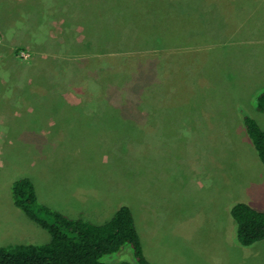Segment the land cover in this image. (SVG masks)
Instances as JSON below:
<instances>
[{
	"label": "rangeland",
	"instance_id": "374dc122",
	"mask_svg": "<svg viewBox=\"0 0 264 264\" xmlns=\"http://www.w3.org/2000/svg\"><path fill=\"white\" fill-rule=\"evenodd\" d=\"M159 4L0 0V247L49 240L13 205L10 185L27 177L71 218L102 223L127 204L152 264H264V240L240 246L229 214L235 202L264 210L240 116L264 130L248 98L264 88V0ZM77 13L119 14L118 39L89 55Z\"/></svg>",
	"mask_w": 264,
	"mask_h": 264
},
{
	"label": "trees",
	"instance_id": "16d2710c",
	"mask_svg": "<svg viewBox=\"0 0 264 264\" xmlns=\"http://www.w3.org/2000/svg\"><path fill=\"white\" fill-rule=\"evenodd\" d=\"M159 1L156 0L158 4ZM154 6L160 7V4L156 6L154 3ZM115 24H112V27L119 30L120 27ZM93 25H84L85 30L80 35H89L90 31L97 32L99 38L102 35L100 40L103 46L113 40L108 27L103 28L100 33L101 30L95 28L99 26ZM134 30L137 34H141L138 33L140 31L138 28ZM145 40L153 41L147 37ZM76 45L79 48L85 47L81 44ZM88 45L90 43L86 44ZM71 50L79 54L74 47H71ZM97 52L102 53L99 50ZM91 54L93 53L89 55ZM87 88L96 90L92 84ZM254 97L256 111L264 113V88ZM99 100L102 104L103 100L101 98ZM240 116L245 134L264 170V130L252 116L248 114H240ZM10 194L13 205L46 231L49 240L44 244L21 243L0 247V264H113L104 261V258L117 256L125 251V248L131 250L132 261L124 260L119 264H152L145 257L133 212L127 204H120L102 223H94L83 217L71 218L41 204L30 178L20 177L15 180L10 185ZM229 209L230 217L235 223V240L240 246L250 247L264 240V210L255 209L245 202H235Z\"/></svg>",
	"mask_w": 264,
	"mask_h": 264
},
{
	"label": "crops",
	"instance_id": "0c3cea01",
	"mask_svg": "<svg viewBox=\"0 0 264 264\" xmlns=\"http://www.w3.org/2000/svg\"><path fill=\"white\" fill-rule=\"evenodd\" d=\"M116 8L117 9H119V5H117L116 4ZM92 12V11H91ZM79 13H77L76 14V18H80L81 20H79V22H82V24L81 25H83L82 27H83V31H82V34H83V32H84V30H85V26L84 25H88V24H92L93 25V23H94V25L93 26H99V27H95L96 28V30H101V32L100 33H102V30H103V24H105V26H107L108 27V31H111V35L113 36V40L111 41V42H109L108 44H105L106 46L107 45H113L114 44V42H115V39H118V36H117V33H118V28L116 29H114L113 27H112V24L114 25V22H113V20H114V17H118L119 16V14L118 15H115V16H112L111 15V17H110V19L109 18H104V16H102V14L101 15H98L97 13H89V15H86V16H81V15H78ZM70 16L72 17V19H71V21H73V20H75L74 19V17H73V15L72 14H70ZM89 16V18L88 19H86L87 17ZM86 19V20H83V19ZM112 19V20H111ZM109 20H111V21H109ZM105 21H106V23H105ZM74 22V25H76L77 23H75V21H73ZM92 22V23H91ZM66 26L64 27V29L65 30H67V31H69V32H71L70 30H69V28H68V26L67 25H71V24H65ZM115 26H117L118 27V24L116 23L115 24ZM110 29V30H109ZM74 32V31H73ZM78 33V32H77ZM81 33V32H80ZM80 33H79V35H80ZM96 35V39H98V40H100V38H102V35L100 36V38H99V35H97V33L95 34ZM73 35H70L69 37H67V35H65V39H72L73 40V38H75V36H73ZM90 35H86V36H84L83 37V35H82V39H80L79 41H80V43L79 44H81L82 46H85L86 48H90V49H95L93 52V54H96V53H99V52H97L98 51V49H100V48H102V47H105V46H103V44H102V42H101V40L99 41V42H97V43H94V40H95V37L93 38V39H91L90 37H89ZM139 39H142V37L141 36H137ZM153 38V37H152ZM152 38H150V39H152ZM152 41V40H151ZM88 43H90V45H88V46H86V44H88ZM100 52H102V51H100ZM250 76H252V77H256L257 79H255L254 78V80L253 79H251L250 81H249V83H251V81L253 80V82H255V81H257L258 80V78H260L261 77V75H260V73L259 72H256V73H252L251 72V74H250ZM248 82V81H247ZM256 91H258V90H256ZM254 94H256V93H254ZM246 96H248V95H246ZM253 96H255V95H253V94H249V96H248V98H249V101H251L252 100V97ZM248 98H247V100H248ZM242 99H243V97H242ZM225 108H227V110L229 111V112H231L230 111V106H226L225 104L223 105ZM74 107H79L78 105H74ZM212 108V107H211ZM213 108L215 109L216 107H214L213 106ZM196 109H201L199 106H197V108ZM221 109V111H223V109L222 108H220ZM79 110L81 111V108L79 107ZM210 110H212V109H208V113H209V111ZM228 118V117H227ZM255 119V118H254ZM256 120V119H255ZM257 121V120H256ZM214 125V124H213ZM141 242H142V240H141Z\"/></svg>",
	"mask_w": 264,
	"mask_h": 264
},
{
	"label": "built area",
	"instance_id": "2783aa9c",
	"mask_svg": "<svg viewBox=\"0 0 264 264\" xmlns=\"http://www.w3.org/2000/svg\"><path fill=\"white\" fill-rule=\"evenodd\" d=\"M24 58H27L26 56H24Z\"/></svg>",
	"mask_w": 264,
	"mask_h": 264
}]
</instances>
